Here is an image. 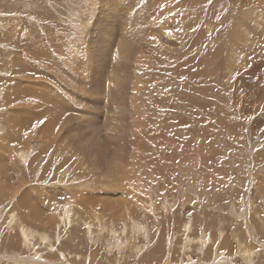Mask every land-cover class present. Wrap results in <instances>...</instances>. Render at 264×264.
<instances>
[{
  "label": "rangeland",
  "instance_id": "obj_1",
  "mask_svg": "<svg viewBox=\"0 0 264 264\" xmlns=\"http://www.w3.org/2000/svg\"><path fill=\"white\" fill-rule=\"evenodd\" d=\"M0 264H264V0H0Z\"/></svg>",
  "mask_w": 264,
  "mask_h": 264
}]
</instances>
